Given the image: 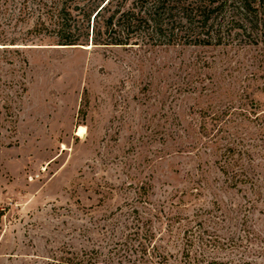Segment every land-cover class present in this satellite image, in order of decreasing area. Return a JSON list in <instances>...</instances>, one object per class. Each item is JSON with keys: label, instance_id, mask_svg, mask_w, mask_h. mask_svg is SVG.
I'll list each match as a JSON object with an SVG mask.
<instances>
[{"label": "rangeland", "instance_id": "374dc122", "mask_svg": "<svg viewBox=\"0 0 264 264\" xmlns=\"http://www.w3.org/2000/svg\"><path fill=\"white\" fill-rule=\"evenodd\" d=\"M91 1L0 0V264H264V0L219 46L57 48Z\"/></svg>", "mask_w": 264, "mask_h": 264}, {"label": "trees", "instance_id": "16d2710c", "mask_svg": "<svg viewBox=\"0 0 264 264\" xmlns=\"http://www.w3.org/2000/svg\"><path fill=\"white\" fill-rule=\"evenodd\" d=\"M121 1L92 0L89 5L73 8L61 3L54 42L57 46H126L137 41L135 34L144 32L148 41L161 46L172 45L175 33H185L183 45L219 46L225 38L217 33L219 20L226 18V13L228 23H235L238 29H244V22L256 24L258 16L252 0ZM77 32L82 34L75 35Z\"/></svg>", "mask_w": 264, "mask_h": 264}, {"label": "water", "instance_id": "95a60500", "mask_svg": "<svg viewBox=\"0 0 264 264\" xmlns=\"http://www.w3.org/2000/svg\"><path fill=\"white\" fill-rule=\"evenodd\" d=\"M57 48H80L82 49V47L79 46H56Z\"/></svg>", "mask_w": 264, "mask_h": 264}]
</instances>
